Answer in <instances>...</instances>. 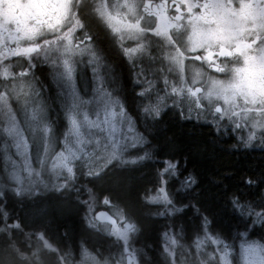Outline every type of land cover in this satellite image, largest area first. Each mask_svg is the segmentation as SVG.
Masks as SVG:
<instances>
[{"label": "snow or ice", "instance_id": "snow-or-ice-1", "mask_svg": "<svg viewBox=\"0 0 264 264\" xmlns=\"http://www.w3.org/2000/svg\"><path fill=\"white\" fill-rule=\"evenodd\" d=\"M102 40L138 68L133 82L142 85L136 95L147 101L138 105L146 120L158 122L170 100L183 119L195 113L217 132L240 133L233 147L264 151V0H0V197L4 189L27 197L12 223L0 206V264H264V236L252 238L257 225L264 229V192L259 203L244 200L239 188L232 193V210L244 218L233 236L192 200L176 206L166 185L181 169L171 159L156 172L155 193L147 190L143 200L159 205L151 215L169 218L191 206L198 221L167 226L155 260L134 247L141 232L135 201L125 196L127 178L109 172L152 160L154 153L136 131ZM41 66L57 90L59 130L42 99ZM157 79L163 94L156 89L153 99ZM130 148L142 154L131 155ZM78 172L93 184L87 200L75 188ZM96 181L107 187L97 191ZM197 183L189 172L180 188ZM239 183L259 187L264 172L258 179L241 175ZM80 206L86 229L112 238L115 251L105 255L83 240L73 247L51 238L54 222ZM189 228L193 238L186 243Z\"/></svg>", "mask_w": 264, "mask_h": 264}, {"label": "trees", "instance_id": "trees-1", "mask_svg": "<svg viewBox=\"0 0 264 264\" xmlns=\"http://www.w3.org/2000/svg\"><path fill=\"white\" fill-rule=\"evenodd\" d=\"M42 67L37 68L39 80L43 84L42 99L49 106L52 120L59 130L63 126L64 120L57 99V90L48 73L46 77L40 75L44 69ZM126 75L128 77L124 78L125 81L118 82L117 86L120 88V95L124 99L128 111L135 117L138 130L151 141V144L146 145V147L154 153L153 160L164 164L165 160L171 159L178 162L180 169L186 165L183 161L187 160L192 163V170L196 175L192 174L197 176L198 183L193 186V189L187 191L182 189L176 194H172L168 190L176 206L179 208L188 205L189 200H192L193 203H197L198 207H201L202 211L207 209L208 213L212 214L210 219L214 216L217 222L222 220L224 227L231 230L232 235L236 234L238 229L243 230L244 218L233 212L229 200L232 193L239 188L241 189L239 194L242 197L245 196L247 199L259 203L258 197L261 192H264V184H260L259 187L245 188L240 186L239 178L241 175H249L254 179L260 177L261 172H264L263 151L258 149V146L248 149L233 147L237 143L238 135L230 129L231 127L221 128L217 132L212 124L203 120L197 121L194 117L192 119L181 118L179 110L173 109L171 106L164 110L158 122H154L150 118L146 120L138 110V105L145 100L142 101L140 97L134 94L139 92L140 85L135 84L136 88L133 91L129 84V71L127 74L125 73ZM135 97L137 99H134ZM143 120L150 122L146 129L142 126ZM138 152L142 154L140 148H135L132 155ZM161 155L167 157H159ZM147 164L144 161L126 167H113L109 176L127 178L128 188L125 196L135 201L136 218L141 225V232L135 237L134 242L139 244L137 249L143 248L147 255H152L147 259L155 260L154 255H158V249L162 243L161 234L166 227L173 224L177 229L181 224L190 226L198 221V217L195 209L191 206L183 207L181 212L176 213L171 218L151 215L158 210L159 205L147 204L143 197L149 194L147 190H151L154 194L159 185L156 184L153 170ZM3 168L4 159L2 152H0V175L3 173ZM187 175L188 173L181 172L176 177L181 180ZM95 183L97 191L101 190V186L107 187L104 181H96ZM74 184L75 188L80 189V199L87 200V188L93 186L90 178L78 172ZM249 190L251 192L247 194ZM73 196H75V191H73ZM26 200L27 197H17L12 191L4 189V195L0 197V206L9 213L8 222L13 221L18 214L22 216L21 205ZM85 210L84 206H80V211L77 214L55 221L50 228L51 238L58 243H68L73 247L83 240L90 248L99 249L105 255L108 254L110 248L115 251L112 238L105 237L103 233L88 230L83 225L82 217ZM261 236H264V229L257 225L252 238L260 239ZM192 238L193 234L189 228L186 230L185 242L191 243Z\"/></svg>", "mask_w": 264, "mask_h": 264}, {"label": "flooded vegetation", "instance_id": "flooded-vegetation-1", "mask_svg": "<svg viewBox=\"0 0 264 264\" xmlns=\"http://www.w3.org/2000/svg\"><path fill=\"white\" fill-rule=\"evenodd\" d=\"M101 45L104 48V54H105L106 62L111 66V69L113 70V75H115L116 78H117V82L121 83L122 80L125 81L124 78L128 77V75L125 76V73L127 74V69L128 68H130L132 70V64L124 56V54L121 52V50L117 46H115L114 44L108 43L107 40H102L101 41ZM138 62H139V60H137V64H138ZM42 68H44V69L41 71L40 75H43V76L46 77L47 73H48L47 72V68L46 67H42ZM80 68L83 70L84 69V65H81ZM86 73H87V77L90 78L91 74H92L91 73V69L87 68L86 69ZM134 73L130 77V79H132L133 81H134V78H135L134 77ZM136 93H134L135 96H137ZM9 223H12V221L9 222ZM150 256H152V255H147L144 258L146 259V258H148ZM157 256L158 255H154V257H156V258H157Z\"/></svg>", "mask_w": 264, "mask_h": 264}, {"label": "bare ground", "instance_id": "bare-ground-1", "mask_svg": "<svg viewBox=\"0 0 264 264\" xmlns=\"http://www.w3.org/2000/svg\"><path fill=\"white\" fill-rule=\"evenodd\" d=\"M129 71V84H130V86H131V88L133 89V91H134V89L136 88V86H135V84H134V82H133V80L132 79H130V77L132 76V70L130 69V68H128L127 69V72ZM134 99H137L136 97L134 98ZM135 125H136V128H137V124H136V120H135ZM150 125V122L149 121H146V120H143V122H142V126L146 129V128H148V126ZM137 130H138V128H137ZM140 132V131H139ZM258 149H260V147H257ZM263 153H264V151H263ZM163 155H165L164 153H163ZM159 157H167V156H159ZM146 163H148L147 165L149 166V168H151L152 170H153V172H154V177L156 176V172H157V170L158 169H161V168H163L164 167V165H163V163H161V162H156V161H154L153 159L152 160H148V161H146ZM183 163H186V165L184 166H182L181 167V172L183 173H189V172H191V173H194L193 172V170H192V163L191 162H189V161H183ZM146 165V166H147ZM184 168V169H183ZM195 174V173H194ZM196 175V174H195ZM197 177V176H196ZM179 177H171V178H169V180H168V184L166 185L167 187H168V190L172 193V194H176L177 192H179V191H181L182 189L180 188V178L178 179ZM156 184H157V182H156ZM179 189V190H178ZM239 190H241V189H239ZM251 191L249 190L248 192H247V194H249ZM244 200H250V199H247L245 196L244 197H242ZM234 236H235V234H234ZM147 259V258H146Z\"/></svg>", "mask_w": 264, "mask_h": 264}, {"label": "rangeland", "instance_id": "rangeland-1", "mask_svg": "<svg viewBox=\"0 0 264 264\" xmlns=\"http://www.w3.org/2000/svg\"><path fill=\"white\" fill-rule=\"evenodd\" d=\"M143 64H144V66H145V68L147 69L148 67H149V64H148V61L146 60V59H144L143 61ZM139 63H141V61L139 60V62H138V64ZM138 68H133L132 67V74L137 70ZM36 76L39 78V76L37 75V69H36ZM148 78L149 79H156V77H153V76H151V75H149L148 76ZM118 83V82H117ZM142 85H140V87H141ZM163 87H164V85H163V80L162 79H157V82H156V85H155V88H154V90H153V95H152V98L154 99L155 98V90L156 89H160L161 90V94H163ZM139 91H140V89H139ZM145 102H147L146 100H145ZM169 106H171V101L169 100ZM14 107H15V104H14ZM130 113V112H129ZM193 117L195 118V113H193ZM23 118L21 117V120H22ZM204 121V120H203ZM231 129V128H230ZM232 130V129H231ZM136 131H138L139 132V130H137V128H136ZM237 133V135H240V133H238V132H236ZM257 146H259V145H257ZM62 147V141L60 142V144H58L57 146H56V148H55V150L58 152V151H60V148ZM134 150H135V148H130L129 149V153L132 155V154H134ZM13 151V153L15 152V150L13 149L12 150ZM14 158L15 159H20V157H15L14 156ZM100 207V206H99ZM99 207H98V209H99ZM238 244H239V241H237V248H238ZM139 245V244H138ZM137 244H136V242H134V247L135 248H137V247H139ZM145 253H147V252H145Z\"/></svg>", "mask_w": 264, "mask_h": 264}, {"label": "water", "instance_id": "water-1", "mask_svg": "<svg viewBox=\"0 0 264 264\" xmlns=\"http://www.w3.org/2000/svg\"><path fill=\"white\" fill-rule=\"evenodd\" d=\"M99 210V209H98Z\"/></svg>", "mask_w": 264, "mask_h": 264}]
</instances>
